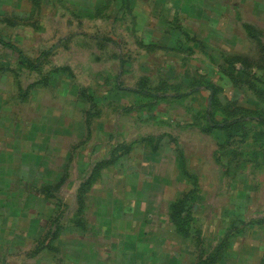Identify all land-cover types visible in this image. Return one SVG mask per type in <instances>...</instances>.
<instances>
[{
  "label": "rangeland",
  "instance_id": "1",
  "mask_svg": "<svg viewBox=\"0 0 264 264\" xmlns=\"http://www.w3.org/2000/svg\"><path fill=\"white\" fill-rule=\"evenodd\" d=\"M0 38L40 59L0 44L4 264H264V0H0Z\"/></svg>",
  "mask_w": 264,
  "mask_h": 264
},
{
  "label": "crops",
  "instance_id": "2",
  "mask_svg": "<svg viewBox=\"0 0 264 264\" xmlns=\"http://www.w3.org/2000/svg\"><path fill=\"white\" fill-rule=\"evenodd\" d=\"M58 239H59V236H58ZM42 243H45V242H40V244H38V242H37V246H36L35 251H30L27 253L25 252L24 255L26 256L25 257L26 264H65V258L62 259V258L58 257V256H60L59 253H56L58 255L55 254V255L48 256L46 254V252H44L43 250L36 252L38 247H40L39 245H41ZM48 243L47 244L45 243V245H48ZM113 243H114V240L110 239V247L113 245ZM108 249H109V245H108V248L107 247L104 248V247L97 246V245L93 244L90 247V251L87 252L86 254H83V255L78 254V257H77V255L74 256L75 255V253H74L73 254L74 258L72 259V257H73L72 256V257H68V259L69 260L72 259L73 263L71 262V264H117V261H116L117 256H115V254H114L115 251L110 252ZM128 253H129V251H128ZM27 257L30 259L29 260L26 259ZM46 257H48V262L42 263L41 261L44 260ZM8 258H9V254H8ZM5 260H6V255L4 253L0 252V264H2L3 261H5ZM10 261H16V259H12Z\"/></svg>",
  "mask_w": 264,
  "mask_h": 264
},
{
  "label": "trees",
  "instance_id": "3",
  "mask_svg": "<svg viewBox=\"0 0 264 264\" xmlns=\"http://www.w3.org/2000/svg\"><path fill=\"white\" fill-rule=\"evenodd\" d=\"M0 44L2 46H5V47H8V48H11L13 51L17 52L18 54H20V56L22 57L23 61L25 64H28L30 66H35L37 67L38 64L40 63V59L38 60V64L37 65H34V63L32 61H30L28 58H26L25 56H23V54L16 48L14 47L13 45H11L9 42L5 41L4 39L0 38ZM58 233H57V230H56V233H54V236H53V239L51 240H56L58 238ZM41 247V246H40ZM41 248H38L36 250V252H39Z\"/></svg>",
  "mask_w": 264,
  "mask_h": 264
}]
</instances>
